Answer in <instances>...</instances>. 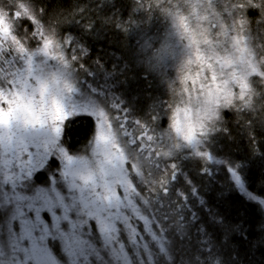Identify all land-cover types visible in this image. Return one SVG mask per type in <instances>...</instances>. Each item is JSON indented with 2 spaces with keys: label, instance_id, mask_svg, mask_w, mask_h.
I'll return each instance as SVG.
<instances>
[{
  "label": "trees",
  "instance_id": "obj_1",
  "mask_svg": "<svg viewBox=\"0 0 264 264\" xmlns=\"http://www.w3.org/2000/svg\"><path fill=\"white\" fill-rule=\"evenodd\" d=\"M0 15L38 64H46L50 49L60 46L69 54L77 49L80 60L97 64L100 78L112 77L105 93L115 99L111 108L124 116L118 126L126 132L113 130L114 139L122 148L127 139L138 142L123 149L131 203L139 196L149 212L155 209L149 224L159 230L155 241L147 242L150 247L137 242L124 214L133 246L125 239L130 257L123 264H264V0H0ZM236 29L239 35L231 33ZM93 32L100 34L96 40ZM209 47L217 49L218 57L211 63L198 60L211 51ZM137 48L142 49L141 63L138 71H131ZM109 54L121 56L124 71L110 68L105 62ZM222 59L223 75L217 65ZM21 68H15L14 75ZM213 82L220 88V100L210 105L194 97L197 89L209 95ZM3 89L1 82V99L7 92L12 95ZM147 95H155L161 109L143 117L136 108H148ZM10 111L12 107L0 115V264H35L30 242L13 225L39 206L29 209L28 190L42 189L57 205L58 211H51L66 225H53L50 236L59 240L60 231H82L85 223L70 201L74 182L65 176L60 152L70 158L88 154L96 121L89 114L77 115L65 121L60 132L50 131L58 127L50 123L49 132L31 142L23 138V127L15 126L22 140L10 150L3 140L8 127L2 126ZM131 117L132 124L139 126L141 121L145 126L136 135L127 127ZM174 124L200 127L191 134L174 129L180 136L174 143L164 136L167 126ZM57 133L58 139L44 144ZM51 157L57 159L56 166L47 163ZM37 170L45 173L39 181ZM84 175L81 169L74 174L79 194L89 187ZM137 183L146 186L143 195ZM104 225L110 229L114 221L107 219ZM241 236L245 241L238 239ZM60 248L61 255L51 252V264H83L79 252L67 250L62 240ZM96 258L98 264H106L99 253Z\"/></svg>",
  "mask_w": 264,
  "mask_h": 264
},
{
  "label": "rangeland",
  "instance_id": "obj_2",
  "mask_svg": "<svg viewBox=\"0 0 264 264\" xmlns=\"http://www.w3.org/2000/svg\"><path fill=\"white\" fill-rule=\"evenodd\" d=\"M138 25L140 26L139 23ZM239 32L236 29L231 33L239 35ZM83 35L89 37V34ZM91 36L96 40L100 34L93 32ZM132 39L136 41V38L132 37ZM213 41L215 42L214 39ZM238 42L239 40H236L233 47H237ZM149 46L151 45L145 44V47ZM208 49L211 51H208L207 55H200L198 60L204 58L211 63L214 58L218 57L216 48L209 47ZM75 50L77 49H73L72 53L69 54L70 52L67 53L65 49H60V46L53 47L48 53L46 64L40 65L34 60L33 56L31 57L17 43L16 38L11 33L10 26L0 15V84L2 82L5 89L13 92L12 95L7 92V95L2 96V99L0 98V115H4L7 109L12 107V111L3 118L5 123L2 125L8 127L4 130L3 140L9 149L13 150L22 140V138H17L15 126H22L25 131L23 138H27L31 142L40 139L45 133L47 134L50 130L47 126H50V123H52L50 126L52 128L58 126L53 128L54 131L53 129L50 131L60 132L63 123L77 115L89 114L96 121L97 134L91 141L89 148H87L88 154L70 158L63 150L64 154L60 152L65 176L71 177L69 179L70 183L72 180L74 182V184L72 183L73 189L70 191L71 206L78 211V215L82 216V221L86 225L91 219H96L97 223H100L101 219L106 221L108 216L116 217L117 212L120 213V218L124 216L120 209L127 208L128 204L131 203L133 190L130 187L125 170L126 153H123V149L127 151L128 147L134 146L137 138L130 141L127 139L123 148L122 143L117 142V138L114 139L115 133L123 131L124 127L118 126V123H121L124 116H119L115 113L116 111L112 110L111 106H113V100L115 99L105 93V88L112 77L106 74L100 78L98 76L100 67L97 64L90 65L80 60ZM140 52H142L140 48L135 50L131 61V71H135L136 65L141 63L142 55H140ZM120 58L121 56L118 54H109L105 62L111 64V67L109 66L111 69L118 68V70L124 71ZM217 65L219 72L223 75L225 60L222 59L221 66L218 62ZM17 67L23 68L19 69L20 73L14 75V70ZM12 77L15 81L8 82V78ZM230 78L231 74H229ZM205 80L209 81L207 77H205ZM194 97L211 105L220 100L222 96L220 88L213 82L212 92L209 95L205 92L201 93L197 89ZM155 98V95H147L148 108L139 109L137 106L136 109L144 112L143 117L146 113L151 114L161 109L160 103ZM172 100L174 101V97L170 101ZM171 105H175V103ZM167 109L173 111L172 106L167 107ZM107 113H109L108 116ZM10 118L14 120H10ZM133 120L135 118L131 117L127 127L132 130L131 133L136 135L139 133V129L145 126L140 124V119H138L140 121L139 126L137 122L132 124ZM174 120L170 124H173ZM144 125H147V123ZM196 127L199 128L200 126H187V124L176 126L174 124V126H167L164 136H170V139L175 143V141L180 140V136L174 134V129L181 128V130L191 134ZM58 134H52L51 138L47 139L44 144L48 145L58 139ZM219 135H221L220 132ZM150 159L155 160L151 157ZM106 162L111 163L114 168H108ZM1 168H3L2 165ZM80 169L84 171L85 180L90 181L86 193L82 194H79L75 189L78 185L76 182L78 178L74 174ZM7 172L10 173L9 170ZM110 181H113V183L110 184ZM1 185L3 186V182L0 179ZM94 185L95 188H93ZM118 189L123 192V195ZM100 207L105 208L106 212L98 218L97 209Z\"/></svg>",
  "mask_w": 264,
  "mask_h": 264
},
{
  "label": "snow or ice",
  "instance_id": "obj_3",
  "mask_svg": "<svg viewBox=\"0 0 264 264\" xmlns=\"http://www.w3.org/2000/svg\"><path fill=\"white\" fill-rule=\"evenodd\" d=\"M47 163L51 166H56L58 161L55 157H51ZM113 174L115 175V173ZM41 176H45V173L42 170H37L35 173L36 180L39 181ZM234 179L241 190H243L244 186L240 181V177L235 176ZM133 180L135 182V178ZM136 188L140 195H143L146 190V186L142 187L138 183ZM28 191L31 195L27 199L32 201L29 209L36 205L39 206L35 207V211L29 210L27 212L28 218L14 224L13 227L22 230V238L26 237L27 241L30 242L31 259L35 261V264H51V252L61 255L60 240L64 242L66 249L70 252H79L83 258V264H89V261L90 264H98L96 253H99L106 264H123V261L129 259L130 255L128 247L125 245V239L129 246H133V243L129 242V229H126L125 222L120 218L119 212H117L116 217L108 216V220L114 221V227L110 229L104 227V220L101 219L100 223H97L96 219H91L83 226L79 234L75 231H60L58 240L50 236L51 228L54 225L56 229H62L66 225L62 224L56 213L51 211L53 208H57V205L53 203L49 193L42 189H37L34 193L31 192V189ZM118 191L121 190L118 189ZM121 195H123L122 191ZM134 199V204L129 203L127 208H121L120 211L129 217L127 224L135 229L132 235L136 237V241L143 240L145 245L150 247L147 242L149 240L154 242L155 236L159 231L154 223L149 224V221L155 215V209H153V212H149L144 202L139 199V196H135ZM105 212L106 209L100 207L97 209V217H102ZM136 213H142L147 219H142ZM21 215H24V213H21ZM165 215H167L166 212ZM66 220L67 217L65 216ZM73 227L75 228V226ZM228 230L232 231V229ZM101 232L104 233L103 238L101 237ZM109 232H111V235H109ZM248 235H251V233H248ZM113 237L115 238L113 239ZM238 239L245 241L243 236L238 237ZM123 253H127V256H124Z\"/></svg>",
  "mask_w": 264,
  "mask_h": 264
}]
</instances>
